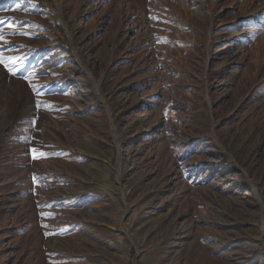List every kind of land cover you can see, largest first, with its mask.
<instances>
[{
  "label": "rangeland",
  "instance_id": "rangeland-1",
  "mask_svg": "<svg viewBox=\"0 0 264 264\" xmlns=\"http://www.w3.org/2000/svg\"><path fill=\"white\" fill-rule=\"evenodd\" d=\"M0 18V264H264V0Z\"/></svg>",
  "mask_w": 264,
  "mask_h": 264
},
{
  "label": "snow or ice",
  "instance_id": "snow-or-ice-1",
  "mask_svg": "<svg viewBox=\"0 0 264 264\" xmlns=\"http://www.w3.org/2000/svg\"><path fill=\"white\" fill-rule=\"evenodd\" d=\"M4 19L0 18V25L4 23ZM161 40V42H167L166 38H158ZM7 41L4 38V34L2 31H0V47H7ZM13 63H19L18 59H13L12 57H6L3 52H0V65H2L8 72L12 73L13 75H16L17 73L13 70L12 64ZM33 91H36L35 88H33ZM33 153V159H38L44 157L46 154L39 152L38 149H32ZM35 179V177H34Z\"/></svg>",
  "mask_w": 264,
  "mask_h": 264
}]
</instances>
